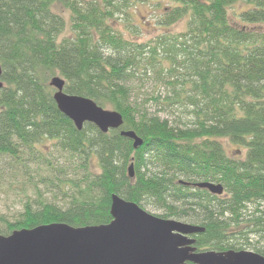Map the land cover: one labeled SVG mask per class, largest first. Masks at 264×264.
Instances as JSON below:
<instances>
[{"label": "trees", "instance_id": "obj_1", "mask_svg": "<svg viewBox=\"0 0 264 264\" xmlns=\"http://www.w3.org/2000/svg\"><path fill=\"white\" fill-rule=\"evenodd\" d=\"M139 5L159 10L158 29L186 20L185 31L143 43L124 38L118 20L136 35L132 11ZM0 66V191L11 173L32 179L43 168L67 176L66 164L77 162L79 175L53 176L64 187L63 203L58 195L43 200L46 182H34L37 199L23 203L14 223L0 216V236L50 224L108 225L117 195L166 208L161 219L199 222L197 251L233 249L221 243L250 207L248 232L264 241V0H0ZM56 76L65 94L120 114L122 127L77 131L52 99ZM140 80L151 81L152 92L137 104ZM144 104L155 112L142 111ZM160 114L177 115V124ZM122 131L143 145L134 151ZM222 141L244 158H230ZM151 160L168 171L151 173ZM195 181L222 185L225 199L193 188Z\"/></svg>", "mask_w": 264, "mask_h": 264}, {"label": "water", "instance_id": "obj_2", "mask_svg": "<svg viewBox=\"0 0 264 264\" xmlns=\"http://www.w3.org/2000/svg\"><path fill=\"white\" fill-rule=\"evenodd\" d=\"M1 76L0 66V91L4 87ZM64 86L60 77L49 81L57 110L77 131L85 124L102 134L122 127L120 114L103 110L92 100L67 95ZM120 135L132 141L134 151L143 145L133 132ZM127 172L134 177L133 165ZM191 186L217 197L224 192L220 184ZM109 213L108 225L73 228L50 224L0 236V264H264V257L252 252L196 253L195 240L190 237L202 234L204 228L156 218L117 195L111 196Z\"/></svg>", "mask_w": 264, "mask_h": 264}, {"label": "rangeland", "instance_id": "obj_3", "mask_svg": "<svg viewBox=\"0 0 264 264\" xmlns=\"http://www.w3.org/2000/svg\"><path fill=\"white\" fill-rule=\"evenodd\" d=\"M238 10L242 9V6L237 7ZM133 24L137 28V32L135 33L133 37H131L127 32L124 31L122 22L119 21V26H117V29L119 32H122L124 34V38L128 40H133L137 43H143L150 41L154 38H156L159 35L163 34H178L185 31V22L181 21L177 23V25L167 29H158L155 26L156 22V16L159 14V10L155 11L152 7H146V6H138L136 9H133ZM64 19L67 20V13H63ZM69 33V25L66 26L65 34ZM137 86L139 85V91L134 94L138 97L137 104H140V102H143L144 96L148 93L152 92L151 90V81L145 80V81H136ZM136 86V87H137ZM163 91V89H161ZM107 111H110L106 109ZM142 111H146L148 114L152 115L155 112L154 106L145 105L142 106ZM160 118L168 119L169 122L173 124H177V115L174 116H165L164 114L159 115ZM183 119V118H182ZM222 146L226 152V154L233 159H243L244 158V152L241 148L234 146L230 144L228 141H222ZM77 163V162H76ZM72 163L71 166L66 164V170H67V176L63 175H54V174H47L45 173V170L42 168L40 172H38V176H35V174H31L33 177L30 179L26 174L23 175L21 172L18 174H10L6 179H3L2 185H1V191H0V216L4 217L5 220H7L9 223H14V221L18 218V214L21 212V209L23 207V203L29 199H37L36 195L34 193V182H46L44 188L41 190L42 199L53 201L54 195L59 196V191L64 190V187L62 184H59L58 180L67 181V180H74L77 179L79 175L75 173L74 170L77 169V164ZM149 164V171L151 173L160 174L161 172L168 171L164 166H161L157 161L151 160V164ZM36 170H31L30 172H35ZM29 173V172H28ZM169 176L174 174L173 172H167ZM176 175V173H175ZM53 176L57 177L55 179ZM177 176V175H176ZM179 177L177 181H185L183 177ZM199 181H195L194 183H198ZM187 183V182H186ZM193 183V182H191ZM200 183V182H199ZM40 183L38 187L40 188ZM61 197L59 196L57 198L58 203H63L65 200H60ZM220 199H225V195L223 194ZM170 206L176 207L178 210L182 209V205L179 204H169L168 208ZM143 211H145L147 214L152 215L156 218H162L165 215L168 214L167 209L165 208H159L155 206L151 201L142 203L139 206ZM252 208H249V211L245 213V218H243V222L251 215ZM166 220H172L176 221L185 225L190 226H199L194 222L192 219L187 218H176L174 216L169 217V219ZM245 221V222H246ZM242 223L239 226H231L229 228V236L227 239H225L224 242L221 243V246L223 248L232 247L233 249H228L227 251H235V252H252L256 253L257 250H263L264 251V241L259 240L258 238H255L248 232L250 229L247 228V223ZM196 236L190 237L194 238L196 248V253H203V252H209V251H215V246L213 244H210L207 247L201 248L199 251H197L196 247Z\"/></svg>", "mask_w": 264, "mask_h": 264}]
</instances>
